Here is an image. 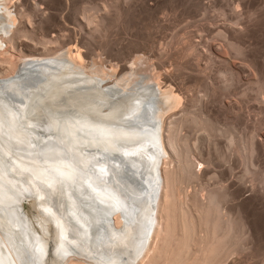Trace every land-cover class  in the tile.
<instances>
[{"label": "bare ground", "instance_id": "bare-ground-1", "mask_svg": "<svg viewBox=\"0 0 264 264\" xmlns=\"http://www.w3.org/2000/svg\"><path fill=\"white\" fill-rule=\"evenodd\" d=\"M14 1L0 0V81L6 83L8 90L15 87V93L22 98V101H11L18 113L0 98V153L5 157L0 156V264H226V260L233 255L236 257L233 256L234 259L229 264H240L238 256L244 251V238L249 231L246 228L248 224H245V220L244 223L242 217V202L239 200L233 205L226 204L233 195L225 184H219L221 181L212 186H204L203 189L201 186L200 191L195 189L193 193L185 192L189 182L197 179L199 174L190 159V154L194 151L190 150L193 147L189 145L190 139L181 133L184 127L191 125L210 136L214 131H219L227 134L224 137L231 145L234 137L231 138L232 132L229 133L227 127L235 126L234 123L240 120L239 114L234 113L230 118L227 116L221 119L225 122L228 120L226 125L223 123L227 129H221L218 124L220 118L227 115L224 112L234 111V106H225L224 112L215 110L213 113L210 110L212 107L209 109L206 105L210 100L208 98V101L204 100L205 108L198 107L197 111L189 113L185 109L188 103L182 105L180 91L160 92L152 84L133 85L131 79H124L122 82L115 78L99 81L88 71L79 73L63 60L62 48L60 52V48L56 49L60 40L33 38L36 36L33 34L35 28L32 27L34 25L29 13H32L33 7L36 8L37 3L32 5L27 1L17 5ZM20 7L25 9V17L21 20L17 18ZM112 7L106 8L112 10ZM114 9L121 12L119 7L115 6ZM259 10L257 8L256 11ZM111 12L96 19L88 18L86 24L94 25L98 30L97 28H101L100 24L106 22L105 18L112 16ZM6 15L10 16L7 22ZM260 15L264 19V14ZM238 20L236 21L239 22ZM243 21L242 25L246 22ZM258 21L261 24L262 21ZM39 26H42L41 22ZM239 28L230 27L224 37L226 47L242 56L241 52H245L242 50L241 45L245 44L242 40L245 41V31L250 28ZM21 37L29 39L30 43L21 42L24 49L19 51L17 41H14L20 42L23 39ZM193 44L183 47L179 53L176 51L179 60L192 52V62L201 56L196 51L197 46ZM255 58L247 60V64L254 67L259 79L263 80L264 62L259 65ZM197 60L195 62H199ZM209 60L206 68L210 64L212 66V59ZM199 66L200 64L199 69L196 67L199 73L200 70L209 69H200ZM217 67L216 75L219 74L221 82H215L218 83L216 93L224 89L220 86L223 85L222 82L225 87L229 84L227 81L233 78L230 81L233 82L236 75L239 76L237 73L243 70V66L230 65L226 58L219 60ZM133 69L135 68L123 66L121 71L130 72ZM38 77L43 79L38 80ZM195 77L189 83H194L192 86L195 87L199 81V86L210 90H205L210 92L206 94L214 98L210 94L215 89V84L212 83L213 89L212 84L204 80L206 76L199 78L202 81ZM24 78H30L32 83L25 85L22 89L25 93H22L16 87ZM259 79L250 80V84H260L262 81ZM260 86H255L256 93L263 89ZM148 96L153 98L154 104L152 126L142 119L140 110L141 102ZM197 99L195 97V102ZM164 104H177L184 113L177 118L167 115ZM100 107L105 108L101 110ZM222 108L224 109L223 106ZM131 114L142 123L143 128H148L141 131L132 125L129 121ZM241 121L243 120L239 122ZM223 124L221 125L224 126ZM93 133L98 136L95 137ZM255 136L251 133L242 140L239 138L240 144L236 142L242 148H238L236 153L243 151L241 155L245 154L246 159L244 155L241 157L247 161L242 158L246 163H243V168L247 172L252 169L249 166L255 164L250 160V157H256L251 156L252 153L255 154L264 146V141L262 144L258 143ZM48 139L57 146H50ZM41 142L44 143L40 144ZM196 145L194 147H198ZM96 156L102 159H94L96 169L93 173L96 175L93 177H101L100 183L107 192L80 176L79 170L88 166L86 160ZM203 156H200L202 159L195 158L196 162L205 165L212 163ZM125 164L131 165L139 179L140 172L142 173L143 180L148 185L147 190L139 189L134 182L122 176L121 167ZM115 170H120V173ZM87 177L92 178V173L87 172ZM146 177L151 179L150 185ZM134 209L137 212H133ZM99 212L104 215L105 229L100 226L101 232L98 233L96 226ZM10 214L19 217V221L23 223L24 239H21L16 219L11 222Z\"/></svg>", "mask_w": 264, "mask_h": 264}, {"label": "rangeland", "instance_id": "rangeland-1", "mask_svg": "<svg viewBox=\"0 0 264 264\" xmlns=\"http://www.w3.org/2000/svg\"><path fill=\"white\" fill-rule=\"evenodd\" d=\"M27 1L32 5L34 2L37 3L36 8L33 7V11H31L32 13H29L31 14L29 16L31 18V23L34 25L32 27L35 28V32L33 34L34 36H38L33 38L36 39L44 37L46 39L50 38L51 40H60V45H57L56 49L60 48V52L62 48L61 53L63 52V60H66L68 64H70V68L76 69L79 73L83 70L88 71L93 74V78H96L99 81H106L108 79L115 78L116 80H121L122 82L124 79H131L133 81V85L138 83L143 86L152 84V86L154 85V87L160 92H173L175 90L178 92L180 91L179 93H181L180 95L183 99L182 105L185 106V104L188 103L185 106V109H188L187 111L189 113L190 111H197L198 107H204V100L206 99V101H208V98L210 100L206 103V105L208 108L212 107L209 109L213 111V113L215 110L217 112H224L225 106H234L235 112H228V110L225 111L224 113L227 115L222 116L219 120L220 124H218L221 129L229 128V133L232 132L230 136L231 138L234 137L231 140L234 143L230 142L231 145L227 142V138L224 137H227V134L225 133L224 135V133L219 131H214L217 134L213 132V135L211 134L210 136V134H206L204 131H201L200 128L193 127L192 125H189L191 128L186 126L187 128L184 127L185 129L183 128V131H181V133L187 135L188 139L191 140L192 144L185 136L189 145H191V147L193 146L192 148L190 147V150L194 149V151L192 150L193 152L190 154V159L193 160L195 166L194 169L195 171L198 170L199 174L197 178L198 180L195 178L189 182V185L191 186L188 184V186L186 185L187 189H185V192L187 191L188 194L191 192L193 193V190L195 189L200 191L201 186L203 189L204 186H212V184L214 185V183H217L218 181H221L219 184H225V187L228 188V191L233 195V197H231V200H233H227L229 202L226 204L233 205L234 202L238 203L240 200L243 205V221L245 220L246 223L245 221L244 223L246 225L248 224L246 227L247 231L249 230L246 235L248 237L245 236L244 238L245 247L243 249V253L245 251L246 252L244 254L240 253L241 255L238 256V258H240V264H264V144L261 145L263 147L256 151L255 154L252 153L253 155L251 156L256 155L254 158L250 157V160L252 159V161H254L252 163H255L253 164L255 168L252 165V167L249 166V168L252 169L248 172L243 168L245 166L243 163L247 162L245 160V154H243L244 156L241 155V152L243 153L241 150L238 154L236 153L239 150L238 148H240V145H237L241 143L240 141L242 139L248 137L251 133H254V136L258 133V137L255 136L254 138H256L258 143H264L262 142L264 141V78H262L263 80L259 79L260 76L257 75V72L255 71L256 69L247 64V60L255 57V61L259 63V65H263L264 62V23H262L264 19L262 18V15H260L264 14V0H48L49 2H44V0H15L14 2L19 5L20 3H26ZM110 5H114V8L115 6L116 8L119 7L121 12L117 9V11H115V9ZM256 6L258 10L262 7L261 10L256 11ZM106 7L110 9L112 7V10L107 9ZM105 9H107V11H105ZM252 9L255 11L254 14L253 11H250ZM109 11H112L111 13L113 14L110 13L112 16L107 19L105 18L104 21H106L107 24L106 22H102L104 25L102 24V26L100 24L101 28L99 25L96 26V28L99 27L97 28L98 30L95 29L94 25L88 26L86 24V19H96L103 14H107ZM260 11L261 13H259ZM118 12L120 13L118 14ZM250 14L251 16L253 15L252 18L249 16ZM257 14L259 15L258 17ZM260 16L261 19L259 18ZM24 17L25 9L20 7L17 18L21 20ZM240 17L242 18L241 21L245 19L243 21H246L245 24L243 23L242 25ZM257 18L262 21L261 22L258 19L261 24L257 23ZM9 19L10 16L6 15L5 21H9ZM250 19H252V22ZM42 20H44V22ZM40 22L42 23V26H39ZM242 26L245 30L250 28L248 31L252 30L253 32L256 31V33H252V31H249L250 33L245 31V33L247 32V35H244L246 37L245 41L242 40L245 44L241 45L243 47V49H241L245 52H241V56L236 54V52L234 53L232 49L230 50L226 47V39L224 36H226V31L230 27H236L237 29L239 28L242 30L244 29ZM253 27L254 30L252 29ZM37 28H39V30H37ZM93 29H95V32ZM221 31L224 32L225 35L224 33L222 34ZM257 31L259 34H257ZM219 33L222 34L223 38L220 37L221 34L219 36ZM248 37L250 39H248ZM16 41L19 46H15L18 48L17 50L20 49L19 51H21L22 48L24 49V42L27 41V43H30L29 39L26 38L19 40L20 42H18V40H15L14 42L16 43ZM61 43L63 45H61ZM191 43H194L197 46L196 51L198 52V55H201L199 57L202 60L197 57L196 60L199 59L197 60L199 62H195L196 60L192 62L193 52L192 54L187 53L188 56L185 54V60H179V55L177 56V54L183 47L192 45ZM20 45H23V47ZM36 47L38 49L40 48L39 46ZM165 55H167V57ZM222 58H226L230 65L234 67L243 66V70L240 71V73H237L239 76L237 77L236 75L233 82H230L233 78L229 77L231 78L229 81H227V78L226 81L229 82V84H226L225 87L224 82H222L223 85H220V83L219 85L224 88V91L219 90L221 92L218 91V93H216V88L218 87L216 85L221 82L219 74L216 75V69L218 68L217 66L219 60ZM208 60L212 62V66H210L211 64L208 65L209 69L205 67V65L209 63ZM194 63L196 64L194 65ZM199 64L200 69L205 68L208 70H200V73L197 72ZM123 66H130L135 69L130 72H122L121 68ZM244 67L246 68L244 69ZM204 72L206 73L204 74ZM195 76L202 79L206 76V79L204 80H206V83L208 82V84H215V82L219 81L215 84V86L210 84L211 88L214 89L215 87L214 90L211 89L212 93L210 94L214 96V98H210L208 95L210 93L209 89L199 86L200 83L198 80L194 79L199 83H196L198 89L196 86H192L194 83H189L190 80V82H193L192 80ZM225 76L228 77L230 75ZM225 76H223V79ZM255 78L262 81L260 84H257L261 85L260 87L263 89L260 87H256V89L258 88L261 89V91L263 90V93H261L260 90V93H256L255 86H258L256 83L251 82L250 84V80ZM135 79L138 80L135 81ZM199 80L202 81L201 79ZM252 83L256 85H253ZM222 87H219V89ZM205 90L209 91L207 92ZM214 91L216 94H214ZM255 94H257V96L260 95V97L255 96ZM219 95L220 98H218ZM195 97L198 98L197 100L199 102H195ZM163 106L167 115L169 114L175 116V118L184 113V111H182L177 104H164ZM193 108L195 110H193ZM234 113H238L240 116L239 119L243 121L240 123V120L238 119L239 124L236 125L238 123L237 121L234 123L236 127L229 126L225 128L228 120L225 122L224 119H221L227 116L230 118L235 115ZM223 123H225V125ZM230 128L232 129L230 130ZM239 138H241V140H239ZM236 142L239 143L237 144ZM193 143L195 145L198 143L196 145L198 147H194L195 145ZM235 149L237 150L235 151ZM198 152L201 155H204V158H209V162L212 163H208L206 165L197 163V159H202L200 158L201 155ZM239 156H243L245 159L241 157V162ZM222 157L224 158L222 159ZM195 158L197 159L195 160ZM242 158L245 162H243ZM195 163L197 165H195ZM203 170L206 171L202 172ZM248 173L250 174L248 175ZM233 256L236 257L235 255ZM233 256L228 258V261L226 260V264L233 261Z\"/></svg>", "mask_w": 264, "mask_h": 264}, {"label": "water", "instance_id": "water-1", "mask_svg": "<svg viewBox=\"0 0 264 264\" xmlns=\"http://www.w3.org/2000/svg\"><path fill=\"white\" fill-rule=\"evenodd\" d=\"M37 79L41 80L43 78L42 77H38ZM30 83H32L30 78H24V81L20 85H17L16 88H18V90L20 92L25 93V91H22V89L25 87V85L30 84ZM5 86H6V83L0 81V98H3L5 100V102H6V104L12 106V108H14L17 111V113H18L17 107L15 105H13L11 103V101L12 100H20V101H22V98L15 93V87H11V89L8 90V89H6ZM104 108L105 107H100L101 110H103ZM153 109H154L153 98L148 96V98H146L144 101L141 102L140 110H141L142 119H144L145 121L149 122L150 126H152V124H153V121H152V118H151ZM132 114H134V113H132ZM129 121L131 122L132 125H134L135 127L139 128V130H141V131L142 130H146L148 128V127H146V128L144 127L143 128L141 126L142 123H140L136 119V117L134 115H132V118L129 119ZM75 132L77 133L78 130H76ZM93 135L95 137L98 136L96 133H93ZM31 137L32 136H30V138ZM31 139H33V138H31ZM48 140L50 141V144H51L50 146H57V145H55V143L53 141H51L50 139H48ZM43 143L44 142H41L40 144H43ZM40 144L38 146H40ZM60 155H62V154H60ZM0 156H2L5 159V157L1 153H0ZM94 159H98V160L100 159L101 160L102 158L100 156H96L95 158L92 157V158L86 160V161H88V166H87L88 168L86 167L85 169H80L79 170V172L81 174L80 176L82 178L85 177V178L89 179L93 184H95V185L101 187L102 189H104L103 185L100 183L101 177L100 176H97V178L93 177V176L96 175V173H93V171L96 169V166L93 164L95 162ZM87 172L92 173V178L87 177ZM115 172L120 173V170H115ZM121 172L123 173L122 176H124L128 180L134 182L139 189H143V191L148 189L147 183L143 180L144 176L142 175V173L140 172L141 179H139L138 176L135 175L134 169L131 167V165H128V164L123 165L121 167ZM118 175H119V177H121L120 174H118ZM146 180L149 182L148 184L150 185L151 179L149 177H146ZM83 185L85 186V184H83ZM107 191H108L107 189L106 190L104 189V192H107ZM75 195H76V197L81 199V197L79 195H77L76 193H75ZM133 212H137V210L134 209ZM10 216H11V219H10L11 222L14 219H16V222L18 224V228L17 229H19L18 231L20 232L19 234L21 236V239H24V233H23L24 229H23V226H22L23 223H21L19 221V219H18L19 217L17 218V216H15L13 214H10ZM97 219H98V223H97V226H96V231L99 233V232H101L100 226H102L103 230L105 229L104 228V215H103L102 212H99L97 214ZM98 236H100V235H98Z\"/></svg>", "mask_w": 264, "mask_h": 264}]
</instances>
